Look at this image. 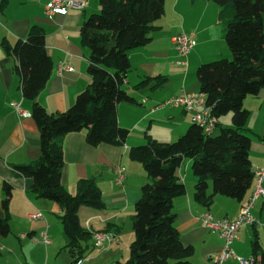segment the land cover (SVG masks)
Returning a JSON list of instances; mask_svg holds the SVG:
<instances>
[{
    "label": "crops",
    "instance_id": "obj_1",
    "mask_svg": "<svg viewBox=\"0 0 264 264\" xmlns=\"http://www.w3.org/2000/svg\"><path fill=\"white\" fill-rule=\"evenodd\" d=\"M49 1L0 0V218L6 213L10 217L9 234L0 237V264H72L73 261L59 206L34 198L29 193L31 180L18 178L12 171L13 167L28 165L38 159L39 134L30 115L32 102L22 97L21 81L14 72L17 61L3 52L2 43L13 45L17 40H24L33 26L42 29L51 73L37 102L49 114L68 110L90 83L87 72L89 51L80 42V28L91 14L98 13L97 0H85L84 10H69L65 16H46L45 7ZM180 32L191 33L195 39L186 68L177 64L178 57L171 43V38ZM230 57L220 11L214 3L164 0L163 15L155 22L150 41L129 52L130 69L123 88L134 103L118 104L116 110L118 125L128 130L124 145L91 147L84 132L63 138L61 186L75 195L80 181L92 180L100 190L103 202L101 210L78 209L80 227L92 235L78 261L80 264H114L128 259L134 238L131 216L141 197V189L148 181L141 164L129 158V151L146 144L148 137L160 143H171L185 134L191 126L188 114L179 108L156 109V106L181 91L198 94L197 68ZM144 80L150 81L137 90L136 85ZM11 103L19 105L30 116L20 117ZM243 107L249 114L246 123V133L251 140L249 159L252 168H258L264 163V87L256 95L247 96ZM227 116L219 120L221 128L231 127V119ZM117 167L125 170L122 187L113 183V171ZM177 176L182 178L186 192L173 200L175 228L181 243L193 250L189 260L193 264H209L223 241L218 233L202 226L199 216L208 212L216 221L236 218L240 208L248 203L255 181L243 201L214 196L207 208L194 200L195 178L189 159L183 160ZM4 183L11 187L6 211L1 206ZM36 213L42 218L29 219ZM251 213L258 225L239 229L231 246L236 256L246 260L253 256L254 241L264 252V199L254 203ZM42 232H46L51 242L48 247L30 241L29 237H38ZM97 232L114 238L104 244L102 252L93 246V234ZM21 235L26 237L21 238ZM223 264L239 263L229 259Z\"/></svg>",
    "mask_w": 264,
    "mask_h": 264
},
{
    "label": "trees",
    "instance_id": "obj_2",
    "mask_svg": "<svg viewBox=\"0 0 264 264\" xmlns=\"http://www.w3.org/2000/svg\"><path fill=\"white\" fill-rule=\"evenodd\" d=\"M220 11L225 43L230 59L200 65L196 70L199 93L217 119L216 135L204 134L191 124L171 143L148 137L146 144L129 151V158L141 164L147 183L131 216L133 241L129 257L114 264H193V250L184 246L175 228L173 200L185 195L177 171L183 160L191 161L195 178L194 200L209 207L214 196L243 201L254 182L249 159L251 140L246 133L247 96L264 87V0H204ZM99 11L91 14L80 28V42L89 51L90 83L65 112L49 114L37 102L51 73V60L45 51L40 27H31L24 40L2 43L6 55L17 63L14 72L21 81V94L32 102L31 118L39 134V157L33 163L13 167L18 178L31 180L29 193L36 199L53 202L62 211L63 231L76 264L92 235L79 224L80 207L101 210V192L92 180L79 182V191L69 194L60 184L63 138L85 133L91 147H120L128 130L117 123V105L134 103L123 86L130 69L129 52L145 46L164 12V0H97ZM144 80L136 89L147 85ZM230 116L231 127L221 128L219 120ZM219 128V129H217ZM11 187L2 186L1 206L7 210ZM9 215L0 218V237L9 234ZM254 264H264L259 243L252 244ZM259 252V259L257 254Z\"/></svg>",
    "mask_w": 264,
    "mask_h": 264
},
{
    "label": "built area",
    "instance_id": "obj_3",
    "mask_svg": "<svg viewBox=\"0 0 264 264\" xmlns=\"http://www.w3.org/2000/svg\"><path fill=\"white\" fill-rule=\"evenodd\" d=\"M87 6L85 0H50L45 7V15H62L65 16L69 10H84ZM171 43L177 54V64L182 68L187 67V57L193 47L195 46L194 35L187 32H180L171 38ZM69 69V68H68ZM11 107L16 111L20 117H29V113L22 111L19 105L11 103ZM168 107V108H179L182 109L186 114L189 115L191 124H194L202 129L204 134L211 135L214 133L217 127V119L212 115V109L206 107L204 95L198 93H188L181 91V93L175 97H172L162 104L156 106V109ZM253 178L255 181L254 190L248 203L241 207L236 218L232 220H220L216 221L208 213H204L199 216V221L202 226L210 232L218 233L222 239V247L210 260L209 264H223L229 259L236 260L239 264H254V260L243 259L234 254L231 246L237 239V232L244 226L255 227L258 225L257 219L251 213L254 203L257 200L264 199V163L261 167L253 168ZM180 182L182 178H179ZM125 181V170L122 167H117L113 171V183L117 187H122ZM42 215L36 213L31 215L29 219L37 220L41 219ZM21 238H25V235H21ZM30 241L34 244L48 247L51 242L46 234L42 232L38 237H29ZM113 236L97 232L93 234V246L98 251L102 252L105 250V243L111 242ZM76 264H80L77 262Z\"/></svg>",
    "mask_w": 264,
    "mask_h": 264
},
{
    "label": "rangeland",
    "instance_id": "obj_4",
    "mask_svg": "<svg viewBox=\"0 0 264 264\" xmlns=\"http://www.w3.org/2000/svg\"><path fill=\"white\" fill-rule=\"evenodd\" d=\"M230 58H231V57H230ZM227 117H228V119H229L230 116H227ZM217 133H218V131H216V132L214 133V135H216ZM128 257H129V256H128Z\"/></svg>",
    "mask_w": 264,
    "mask_h": 264
}]
</instances>
